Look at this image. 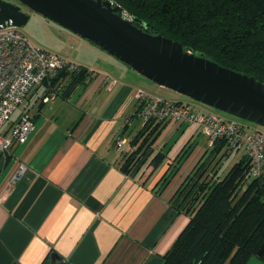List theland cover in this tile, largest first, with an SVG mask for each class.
I'll return each instance as SVG.
<instances>
[{
    "label": "crops",
    "instance_id": "1",
    "mask_svg": "<svg viewBox=\"0 0 264 264\" xmlns=\"http://www.w3.org/2000/svg\"><path fill=\"white\" fill-rule=\"evenodd\" d=\"M103 53L110 69L60 53L92 76L46 81L27 99L34 129L0 157V264H51L53 253L62 264H163L190 220L183 206L213 159L208 137L195 124L164 119L138 164L124 171L146 126L141 87ZM50 91L55 97L43 101Z\"/></svg>",
    "mask_w": 264,
    "mask_h": 264
},
{
    "label": "trees",
    "instance_id": "2",
    "mask_svg": "<svg viewBox=\"0 0 264 264\" xmlns=\"http://www.w3.org/2000/svg\"><path fill=\"white\" fill-rule=\"evenodd\" d=\"M112 1L123 6L124 16L142 19L144 23L137 24L145 31L178 40L185 48L264 82V0ZM79 66L50 80L69 76L75 82L92 76L88 67ZM163 120H146L133 140L136 150L124 157V171L131 172L138 164ZM258 128L264 131L263 126ZM229 153L224 140L211 149L212 161L185 197L183 209L190 220L164 255L163 264H245L254 255L264 259V252L258 253L264 242V177L252 175L245 152L220 176L218 162ZM160 158L158 154L156 161Z\"/></svg>",
    "mask_w": 264,
    "mask_h": 264
},
{
    "label": "water",
    "instance_id": "3",
    "mask_svg": "<svg viewBox=\"0 0 264 264\" xmlns=\"http://www.w3.org/2000/svg\"><path fill=\"white\" fill-rule=\"evenodd\" d=\"M30 9L97 44L161 86L264 127V82L194 52L162 34L145 31L112 0H19ZM28 13L0 0V28L20 27ZM264 252V242L258 253ZM51 264H62L56 253ZM47 264V263H45Z\"/></svg>",
    "mask_w": 264,
    "mask_h": 264
},
{
    "label": "built area",
    "instance_id": "4",
    "mask_svg": "<svg viewBox=\"0 0 264 264\" xmlns=\"http://www.w3.org/2000/svg\"><path fill=\"white\" fill-rule=\"evenodd\" d=\"M79 68V64L67 56L36 45L19 27L0 28V157L5 158L13 146L25 143L34 129V115L25 103L31 90L60 71ZM55 95V91L46 92L42 99L49 101ZM138 98L145 120L174 118L195 124L208 137L210 150L219 140H224L228 152L241 148L249 158L252 175L264 177L263 130L219 112L197 111L189 102L178 103L143 89H139ZM17 108H20L19 115L12 121ZM122 143L123 138L118 137V146ZM24 171L25 166H21L15 179Z\"/></svg>",
    "mask_w": 264,
    "mask_h": 264
},
{
    "label": "rangeland",
    "instance_id": "5",
    "mask_svg": "<svg viewBox=\"0 0 264 264\" xmlns=\"http://www.w3.org/2000/svg\"><path fill=\"white\" fill-rule=\"evenodd\" d=\"M14 4H17L21 7V10L28 13L29 19L26 24L19 27V29L25 33L36 45L41 46L45 49L56 51L63 53L65 55H69L72 58L75 57L77 60L83 61L85 63H90L89 67H98L102 69H110L108 65V61L105 60L103 56L98 54V52H106L103 54H108L109 56H113L111 58H115L120 62L121 66H125L127 71L121 73L119 76L129 78L131 81L135 82L138 86L141 87L144 91L159 95L172 100H185V102H189L194 105L197 111H201V108L209 109L212 112H219L221 115L227 118H233L234 116L218 111L217 109L206 105L204 103L195 101L190 97L178 93L175 90H172L168 87L161 86L158 83L154 82L150 78L144 76L143 74L136 71L127 63L121 61L114 55L108 53L106 50L93 43L89 39L82 37L68 28L60 25L59 23L49 19L43 14L34 11L24 5L19 0H7ZM125 17L130 18L125 14ZM103 50V51H101ZM87 61V62H86ZM90 68V69H91ZM36 89L31 90L30 96H35ZM27 103V100L25 101ZM20 108H17L14 117L18 115ZM251 126L257 127L258 125L253 122H248ZM244 154L243 149L238 148L231 151L229 154H225L220 157L218 162L217 171L220 176H223L229 169L241 159Z\"/></svg>",
    "mask_w": 264,
    "mask_h": 264
}]
</instances>
